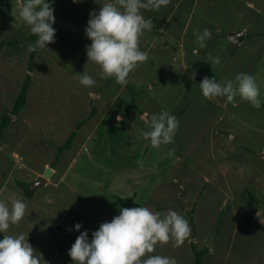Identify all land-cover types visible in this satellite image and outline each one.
<instances>
[{
  "label": "rangeland",
  "instance_id": "1",
  "mask_svg": "<svg viewBox=\"0 0 264 264\" xmlns=\"http://www.w3.org/2000/svg\"><path fill=\"white\" fill-rule=\"evenodd\" d=\"M104 2L55 0V42L38 49L26 104L0 134V200L9 207L17 198L26 204L23 219L6 234L24 235L41 254V264H73L71 246L59 231L78 236L74 225L80 223L91 238L124 207L112 196L116 172L144 165L150 166L142 178L146 185L132 177L134 197L126 207L140 206L150 193L162 194L159 200L166 205L184 207L191 229L183 244L170 239L148 255L193 264L191 241L207 250L202 264H264V0H169L158 10L141 9L153 20L139 38L148 59L129 73L126 84L101 78L100 66L86 55L89 14ZM22 5L23 0H0V41H27L31 32L19 16ZM204 28L212 37L201 48L194 29ZM228 32H244L243 41L231 44ZM28 51L0 49V115L9 114L20 90ZM217 56L218 64L212 59ZM84 72L95 78L94 86L80 84ZM238 73L255 78L260 108L239 95L232 102L202 95L199 83L205 76L234 81ZM92 110L95 115L78 127ZM161 110L174 114L179 127L172 143L153 148L141 135L145 126L139 117ZM72 131L70 148L56 160ZM50 167L55 169L50 181L36 186ZM156 201L147 205L151 211Z\"/></svg>",
  "mask_w": 264,
  "mask_h": 264
},
{
  "label": "clouds",
  "instance_id": "2",
  "mask_svg": "<svg viewBox=\"0 0 264 264\" xmlns=\"http://www.w3.org/2000/svg\"><path fill=\"white\" fill-rule=\"evenodd\" d=\"M168 2L105 0L98 11L90 12L85 36L91 43L85 45V49L88 60L100 66L101 78L112 77L116 83H127L129 73L148 59V53L139 47V38L145 30L152 29L153 20H146L141 9L158 10ZM54 3L55 0H23L19 16L36 36L33 50L48 48L49 43L55 42ZM194 34L201 48L206 47V42L212 37L208 28L202 31L194 29ZM212 59L214 63H220V57ZM79 82L85 87L96 84L95 78L86 72L80 76ZM199 87L205 98L226 97L228 102H232L239 95L253 107H261L259 86L248 73H238L234 81H217L216 77L205 76ZM118 117L117 120L122 119ZM139 119L145 126L141 135L153 148L174 141L179 127L174 114L161 110L151 116L144 113ZM168 155H172L171 150ZM25 212L26 204L19 198L11 202V207L0 200V264H41V254H36L24 235L6 234L10 225L23 219ZM81 228L80 223L74 225L79 235L68 250L73 264H177L174 257L148 254L154 252L158 243L165 244L170 239L176 246L183 244L191 231L187 219L177 211L153 212L144 206L120 207L119 214L102 222L98 229L92 231L91 238L89 231H81Z\"/></svg>",
  "mask_w": 264,
  "mask_h": 264
},
{
  "label": "trees",
  "instance_id": "3",
  "mask_svg": "<svg viewBox=\"0 0 264 264\" xmlns=\"http://www.w3.org/2000/svg\"><path fill=\"white\" fill-rule=\"evenodd\" d=\"M36 40V36L32 33L29 34L28 39L24 43H19L15 41H0V49L7 45V46H13V47H26L29 49L28 51V56H27V74L25 75L18 94L14 98L11 109L9 114L7 115H0V134L3 133V130L9 125L11 118L16 116L20 110L25 106L26 101H27V92L28 89L31 85V76L30 73L32 71V64L38 54V49L33 50L32 45L34 44ZM129 108H134V105L131 103ZM95 115L94 110H92L90 116L88 118H85L84 120L80 121L78 123V127L82 126L85 122H87L90 118H92ZM76 131L70 132V134L67 136L65 141L62 143L60 147L57 149V154H56V160L59 158L60 153L68 150L73 142V139L75 138ZM55 160V161H56ZM19 188L22 190L25 196L31 197V192L27 189L26 185L19 182L18 183ZM116 199L123 204L124 206L130 202V199H121L119 197H116ZM192 213L193 209L189 211V217H190V225L192 226V230H194V224H193V218H192ZM59 235L61 238L65 239L69 245L71 246L72 243L75 241L76 237L75 235H69L63 231H59ZM190 249L193 253L194 260L193 264H202V258L207 252L206 249L203 250H198L194 246V244L190 241Z\"/></svg>",
  "mask_w": 264,
  "mask_h": 264
},
{
  "label": "crops",
  "instance_id": "4",
  "mask_svg": "<svg viewBox=\"0 0 264 264\" xmlns=\"http://www.w3.org/2000/svg\"><path fill=\"white\" fill-rule=\"evenodd\" d=\"M129 110H132V109H127V111H129ZM184 112H185L184 110L181 111V116L184 115ZM144 113H146V112H144ZM141 114H142V112L140 111L139 115H141ZM155 157H156V159H158L160 156H159L158 153H156ZM154 168H156V167H154ZM51 169L53 171V173H52V175H53L54 172H55V169L54 168H51ZM145 171L150 172V166L138 165V166H135V167L131 168V170L130 169L129 170L128 169L127 170H122L121 169V170L117 171L116 172V176L114 178V182H113L114 185H112V187H111V189H112L111 191H114V193H112V196L115 197V199H116V197H119L121 199H130V202H131L132 198L134 197V194H131V191H130V188H131L130 180L132 181V179L134 178L135 181H133V183H135V184L141 183L142 187H144L146 184L144 183V181H142V178L145 180V177H146L145 176ZM62 180H63V177H61L59 181H62ZM49 181L50 180L48 179L45 183H47ZM122 190H125L127 192V194H129L128 197H125L123 195V193H121ZM82 192H83V194H86L89 199L93 198V197H91V193H86V191H82ZM163 193H164V191H163ZM162 196L163 195L160 194L159 197H155L153 193H150L148 198L145 199V201H143V203H141L140 206L147 207V205L149 206V202L152 199H157V201L155 202V205H153V207L151 206V208L153 209V212L165 213L169 209H172V210L177 211L178 214H180V215H183V216L187 215V213L183 214V209L182 208H184V207H182L178 203L171 202L168 205H166L164 200H159ZM175 200H177V199H175ZM158 203L165 205L164 208H166V210L162 211L163 208ZM126 206H127V204L124 207H126ZM112 215L114 216V214H112ZM151 255H153V254H151Z\"/></svg>",
  "mask_w": 264,
  "mask_h": 264
},
{
  "label": "water",
  "instance_id": "5",
  "mask_svg": "<svg viewBox=\"0 0 264 264\" xmlns=\"http://www.w3.org/2000/svg\"><path fill=\"white\" fill-rule=\"evenodd\" d=\"M244 36H245L244 32H240V33L228 32L227 34L228 39L233 45L241 43L244 39ZM52 173L53 171L51 168H46V171L37 178V182L35 185L38 186V185L45 184V182L50 178Z\"/></svg>",
  "mask_w": 264,
  "mask_h": 264
}]
</instances>
